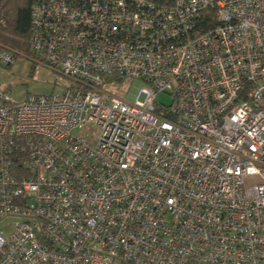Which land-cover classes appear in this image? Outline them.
Masks as SVG:
<instances>
[{
	"label": "built area",
	"instance_id": "obj_1",
	"mask_svg": "<svg viewBox=\"0 0 264 264\" xmlns=\"http://www.w3.org/2000/svg\"><path fill=\"white\" fill-rule=\"evenodd\" d=\"M30 15L35 60L68 84L0 86V264H264V0ZM18 56L0 43V66ZM113 73L140 86L125 98Z\"/></svg>",
	"mask_w": 264,
	"mask_h": 264
},
{
	"label": "rangeland",
	"instance_id": "obj_2",
	"mask_svg": "<svg viewBox=\"0 0 264 264\" xmlns=\"http://www.w3.org/2000/svg\"><path fill=\"white\" fill-rule=\"evenodd\" d=\"M67 84L68 80L61 74L27 56L26 58L18 56L9 67L0 66V86L8 90L14 101H21L30 94L49 95L50 93H58ZM139 86V81L124 79L119 86L115 85L112 89L128 98L129 92H134ZM144 97L145 94L140 92L138 100L142 101ZM156 101L169 106L172 102L170 92L159 93Z\"/></svg>",
	"mask_w": 264,
	"mask_h": 264
},
{
	"label": "trees",
	"instance_id": "obj_3",
	"mask_svg": "<svg viewBox=\"0 0 264 264\" xmlns=\"http://www.w3.org/2000/svg\"><path fill=\"white\" fill-rule=\"evenodd\" d=\"M33 0H0V43L13 49L21 56L34 60L29 48L31 31L30 6ZM206 26V20L202 24ZM116 74L104 77V83H122Z\"/></svg>",
	"mask_w": 264,
	"mask_h": 264
}]
</instances>
